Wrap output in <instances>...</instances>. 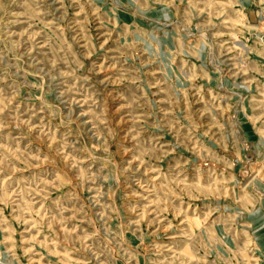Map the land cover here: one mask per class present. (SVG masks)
I'll return each instance as SVG.
<instances>
[{"label": "rangeland", "instance_id": "rangeland-1", "mask_svg": "<svg viewBox=\"0 0 264 264\" xmlns=\"http://www.w3.org/2000/svg\"><path fill=\"white\" fill-rule=\"evenodd\" d=\"M0 264H264V0H0Z\"/></svg>", "mask_w": 264, "mask_h": 264}]
</instances>
